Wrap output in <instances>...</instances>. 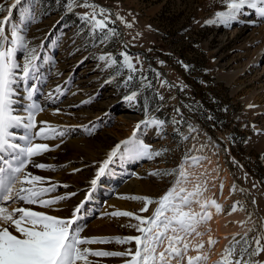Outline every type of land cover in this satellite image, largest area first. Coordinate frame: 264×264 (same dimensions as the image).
Returning a JSON list of instances; mask_svg holds the SVG:
<instances>
[{
    "label": "rangeland",
    "instance_id": "374dc122",
    "mask_svg": "<svg viewBox=\"0 0 264 264\" xmlns=\"http://www.w3.org/2000/svg\"><path fill=\"white\" fill-rule=\"evenodd\" d=\"M15 2L0 0L4 8L0 18ZM85 2L95 6V20L106 21L105 29H93L94 9L82 6ZM221 11H226L223 0H27L23 7L13 9V21L26 24L23 34L28 48L36 50L37 73L44 71L48 77L59 79L72 69L75 75L66 82L62 95L78 90L79 102L63 105L60 99L58 103L42 104L38 100L44 88L41 94H32V100L42 109L35 116V124L49 112L45 119L62 127L65 138L85 139L89 151L98 143L100 148L88 168L91 179L114 145L129 140L134 131L151 152L161 153L151 159L133 156L110 165L106 176L120 178L116 191L97 201H77V205L85 202L78 223L84 229L91 226L101 231L95 237L141 235L134 227L137 220L110 214L127 211L151 217L158 204L141 212L144 202L127 197L161 198L178 179H188V172L185 179L180 176L184 162L204 158L215 165L211 198L221 205L223 216L235 207L247 222L231 232L222 254L209 264H221L234 245L239 253L247 247L245 237L251 251L255 239L264 236V144L257 142L264 139V18L259 17L243 33L239 28L248 11L230 25L215 22L216 13ZM84 16L89 19H82ZM113 29L116 34L102 42L104 33ZM123 54H127L134 70L124 64ZM18 55L23 63V53ZM101 56L117 63L110 65V60H101ZM83 68L89 69L86 81L75 83ZM28 83L33 85L34 79ZM20 91L27 96L26 85ZM133 93L135 98L128 100ZM30 102L24 99L25 105ZM15 131L24 135V131ZM48 146L55 151L56 145ZM183 181L179 186H186ZM122 188L128 191L121 192ZM59 193L58 189L50 192L46 199H55ZM109 199L116 203L107 202ZM73 209L57 217H70ZM233 224L235 221L228 222L229 227ZM82 247L123 252L134 250L135 244L113 241ZM90 257L99 264H125L129 259ZM244 259H249L247 254ZM251 260L264 264V252Z\"/></svg>",
    "mask_w": 264,
    "mask_h": 264
},
{
    "label": "snow or ice",
    "instance_id": "6c2138e0",
    "mask_svg": "<svg viewBox=\"0 0 264 264\" xmlns=\"http://www.w3.org/2000/svg\"><path fill=\"white\" fill-rule=\"evenodd\" d=\"M26 3L27 0H16L15 4L7 9V15L0 18V264H93L89 260L90 256L129 257L125 260V264H172L174 259L177 264H181L189 248V244L184 242L185 238L196 232V227L201 220L210 219L211 215L206 213L205 216L197 218V215L191 211V206L193 203H199L194 199L198 190L197 192H186L185 188L179 186L181 184L179 179L159 199L139 196L127 197L144 202L145 207L140 210L141 212H146L148 206L153 203L158 204L151 217L144 218L127 211L110 214L114 217L124 216L137 220L138 224L134 227L141 235L135 237H82L83 226L78 221L85 202L76 205L70 217H57L24 206L38 205L50 208L68 198L59 196L55 199H43L46 194L55 191L56 185L46 188L38 187L39 183L44 182V178L26 171L29 165L40 170L50 169V166L34 159L49 151V146L34 143V140L55 138V130L51 129V126L48 131L41 128L34 135L30 132L31 129L36 128L35 116L42 111L40 106L32 100L35 88L28 83L30 79L36 78L39 65L35 62L38 57L35 55V49L28 48L23 34L26 27L24 21L17 24L12 19L13 9L17 5L23 7ZM223 3L226 11L216 13L215 22L217 23L230 25L237 20L238 16L249 10L252 14L264 18V0H223ZM69 6L71 7V4ZM82 6L93 7L94 30L106 28V21L95 20L94 5L85 2ZM3 11V6H0V13ZM100 14H104L103 9L100 10ZM25 19H29V17H25ZM82 19L87 21L89 17L84 16ZM115 34L114 29L111 30V33L105 32L102 42L109 35ZM20 53L24 55L23 63L19 59L18 54ZM100 59L110 60V65L117 63L105 56H101ZM123 59L127 68L134 70L127 54H123ZM25 85L28 93L26 97L20 91V87ZM134 98L135 93L127 97L128 100ZM24 99L31 102L25 105ZM23 113H27V115L25 116ZM152 123L162 122L152 121ZM139 127L140 125H137V128ZM20 128L24 129V135H17L15 130ZM159 155H161L160 152H151L148 145L139 141L134 131L129 140L114 145L108 153L107 158L95 173V177L90 180V191L95 190L100 178L108 174L110 165L133 156L151 159ZM165 174L174 175V173ZM152 175H159V173H152ZM180 176L186 178V173L181 171ZM17 185L20 187L17 188ZM71 195H75V193ZM211 203L219 213L220 206L216 205L215 201ZM17 204L20 206L16 207ZM196 235L201 234L197 232ZM261 240H264V236L257 237L255 239L256 246L248 251L251 244L245 237L244 242L247 247L237 253L234 245L227 250L221 264H262L260 261L253 262L251 260L252 257L259 256L264 252V244L261 243ZM113 241L117 244L134 242L135 249L130 248L119 252L94 251L88 247H82V245L104 244ZM165 241H167V246H165ZM181 243H183V248L178 246ZM213 243L215 241L210 239L209 244ZM199 247L203 248L204 245L200 244ZM245 254L249 257L248 260L244 259ZM201 259H207V256L197 255L187 258L188 264H198Z\"/></svg>",
    "mask_w": 264,
    "mask_h": 264
},
{
    "label": "bare ground",
    "instance_id": "6f19581e",
    "mask_svg": "<svg viewBox=\"0 0 264 264\" xmlns=\"http://www.w3.org/2000/svg\"><path fill=\"white\" fill-rule=\"evenodd\" d=\"M202 1L203 0H199L200 3H202ZM245 14V20L240 24L239 28V30L243 33L252 23L256 22L259 18L258 15L252 14L251 11H248V13ZM87 70L89 69L83 68L81 70L82 74L77 77L75 83L86 81L84 78L88 73ZM70 71L66 72L59 79L48 77L47 74L45 75L44 71L37 73L33 84L35 91L32 94H34L35 97V95L41 94L42 88H44V92H42L43 94L40 95L41 99L38 100L42 102V104L58 103L60 99L63 100L60 101L63 103V105H68L71 102L81 101L82 99L80 95L77 94L78 90L73 89L72 91L68 92L67 95H62L65 89L64 87L66 86V82H69L73 77L75 78V75H72V72ZM231 77L232 76H230V78ZM47 113L49 114V112H44L43 114L45 115L42 114L39 117L36 128L31 129L30 132L34 135L41 128H44L46 131H48L49 126H51V129L55 130L54 139H37V143L40 142L47 145H56L55 151L50 150L34 158L37 162L44 163L50 166V169L40 170L29 165L28 171H30L33 175H39L44 178V182L39 183L38 187L46 188L52 185H56L55 191L57 189L60 190V193L58 195L68 197L64 200H61L59 203H56L55 206H52L51 209L47 208L44 211H40L49 215L62 216L63 214H67L69 211H71L79 199L87 198L88 196H90V198H94L93 201H97L100 198L108 196L116 189V184L118 183L120 178L116 175H110L108 177L103 176L99 180L101 184L98 183L95 190L90 191L91 185L89 181L91 180V173L88 168L91 162L95 160L97 150L98 148H100L98 146L99 144H95L96 149L89 151L88 149H90V147L85 139H79L77 137L71 139H69L68 137L65 138L66 136L64 137L60 135V133L63 132L61 130L62 127H60L58 124L48 122L46 120L48 117ZM16 130L24 131L23 128ZM257 142H263L264 144V139ZM65 167L67 168L63 169ZM181 171H183L184 173L188 172V179L185 182L183 181V179H181L183 183H186V192H197L198 190V194L194 199L198 200L199 203H193L191 206V211L197 215L198 219L205 216L206 213H209L211 215L210 219L201 220V222L196 227V232H193L191 236L185 238L184 242H187L189 244V248L184 256L183 261L188 264L187 258L189 256L195 257L197 255H200L202 257L207 256V259H210H201L198 264H200V262H203V260L207 261L206 263L209 264L211 261H214L217 257H219L220 254H222L221 252L223 251L228 240V236L231 234V232L237 231L243 224V226H245L247 222H243L244 220L236 209L233 210L229 215L223 216L221 211L218 213L215 206L211 203L212 201H214L211 198V195L213 190L215 189L214 178L216 174L215 165L211 159L204 158L188 160L182 164ZM59 173H61L60 177H58ZM190 177L192 178L190 179ZM64 185H67V187H64ZM25 186L27 187L28 185ZM124 191L128 190H124L122 188L121 192ZM73 193H75V195H71ZM51 197L52 195L48 196V198ZM43 199H46V195L43 197ZM112 199L106 201L110 203H116L115 200ZM215 204L219 205L221 208V205L219 203L215 202ZM201 205H204V207H201ZM26 206L39 211L38 205H25V207ZM157 207H155V209ZM230 221H235L233 227L228 226V222ZM80 225L83 226L82 224ZM100 232L101 231L99 230L92 229V227L90 226L86 229L83 228L81 236L84 238L89 235L91 237H95L94 235L99 234ZM197 232L201 235H196ZM169 235H171V233H169ZM210 239L212 241H215V243L209 244ZM200 244H203L204 247L200 248ZM165 246H167V241H165ZM178 246L180 248H183V243ZM92 259L94 258L89 257L90 261ZM92 262L93 264H99V262L95 260ZM172 264H177V261L175 259L172 260Z\"/></svg>",
    "mask_w": 264,
    "mask_h": 264
},
{
    "label": "water",
    "instance_id": "95a60500",
    "mask_svg": "<svg viewBox=\"0 0 264 264\" xmlns=\"http://www.w3.org/2000/svg\"><path fill=\"white\" fill-rule=\"evenodd\" d=\"M108 10H110L112 13H113V10H112V8H110V7H106ZM118 25V24H117ZM152 68H154V66L153 65H151V64H149ZM163 76H164V78H166V76H165V74H163ZM169 81V83L170 84H173V83H171L170 82V80H168ZM247 195V194H246ZM248 199H249V202H250V204H251V206L253 207V209H254V211H255V207H254V204H253V202L251 201V199H250V197H248ZM255 213H256V211H255Z\"/></svg>",
    "mask_w": 264,
    "mask_h": 264
},
{
    "label": "trees",
    "instance_id": "16d2710c",
    "mask_svg": "<svg viewBox=\"0 0 264 264\" xmlns=\"http://www.w3.org/2000/svg\"><path fill=\"white\" fill-rule=\"evenodd\" d=\"M204 110H206V109H204ZM207 111H209V114H211V116H214V114L211 112V110L207 109ZM212 119H214V118H212Z\"/></svg>",
    "mask_w": 264,
    "mask_h": 264
}]
</instances>
